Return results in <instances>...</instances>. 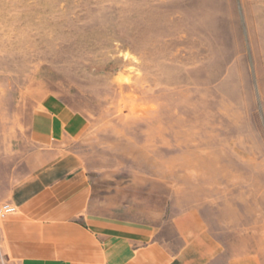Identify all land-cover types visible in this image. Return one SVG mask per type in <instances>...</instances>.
Listing matches in <instances>:
<instances>
[{
    "label": "rangeland",
    "instance_id": "1",
    "mask_svg": "<svg viewBox=\"0 0 264 264\" xmlns=\"http://www.w3.org/2000/svg\"><path fill=\"white\" fill-rule=\"evenodd\" d=\"M56 101L83 165L225 218L264 264V0H0V155H30Z\"/></svg>",
    "mask_w": 264,
    "mask_h": 264
},
{
    "label": "crops",
    "instance_id": "2",
    "mask_svg": "<svg viewBox=\"0 0 264 264\" xmlns=\"http://www.w3.org/2000/svg\"><path fill=\"white\" fill-rule=\"evenodd\" d=\"M84 122L68 104H42L35 150L23 161L0 155V204L14 207L0 218V264H245L221 241L225 218L196 206L165 216L162 191L83 165L70 145Z\"/></svg>",
    "mask_w": 264,
    "mask_h": 264
},
{
    "label": "built area",
    "instance_id": "3",
    "mask_svg": "<svg viewBox=\"0 0 264 264\" xmlns=\"http://www.w3.org/2000/svg\"><path fill=\"white\" fill-rule=\"evenodd\" d=\"M14 212V207L10 203H1L0 204V218L5 217L6 215Z\"/></svg>",
    "mask_w": 264,
    "mask_h": 264
}]
</instances>
